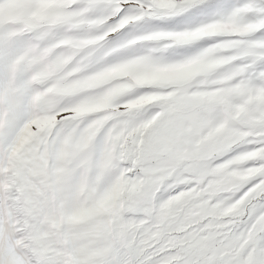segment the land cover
I'll return each mask as SVG.
<instances>
[{
	"label": "snow or ice",
	"instance_id": "snow-or-ice-1",
	"mask_svg": "<svg viewBox=\"0 0 264 264\" xmlns=\"http://www.w3.org/2000/svg\"><path fill=\"white\" fill-rule=\"evenodd\" d=\"M0 264H264V0H0Z\"/></svg>",
	"mask_w": 264,
	"mask_h": 264
}]
</instances>
